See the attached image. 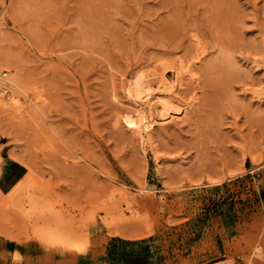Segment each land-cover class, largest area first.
I'll list each match as a JSON object with an SVG mask.
<instances>
[{"label":"rangeland","instance_id":"1","mask_svg":"<svg viewBox=\"0 0 264 264\" xmlns=\"http://www.w3.org/2000/svg\"><path fill=\"white\" fill-rule=\"evenodd\" d=\"M3 8L5 51L19 58L12 71L41 109L0 104L5 245L24 264H246L241 228L264 207V0H0ZM186 63L194 77L176 106L188 102L187 113L160 120L145 147L119 116L135 108L127 83L163 70L171 78ZM28 175L89 237L87 256L34 249V227L9 202ZM142 185L156 203L138 198Z\"/></svg>","mask_w":264,"mask_h":264},{"label":"bare ground","instance_id":"2","mask_svg":"<svg viewBox=\"0 0 264 264\" xmlns=\"http://www.w3.org/2000/svg\"><path fill=\"white\" fill-rule=\"evenodd\" d=\"M5 13L7 11L5 12V8H3L0 11V104L20 107L25 102H30L38 109L40 107L37 106V102L32 98L33 96H30V92L21 81L22 79L16 77L12 71L13 68L11 67H14L12 63H16L19 58L14 62L15 58L9 56L5 51L7 39L3 32L10 20L7 19ZM187 64H184L180 69L178 67L171 78L167 77L168 72L166 73V70L159 69L162 71L160 74H152V76L157 77L156 80L143 77L135 82H125L127 86L124 85V87L128 88L127 93H129L132 99L130 100L133 101L135 108L125 109L119 116L128 128L140 135L145 147H147L146 143L150 144L153 141V138L151 139L153 137L152 133L160 120H165L174 114L182 116V114L187 113L188 102H183L181 107L176 106V103L183 100L182 91L186 85L185 83H187L186 81H188V76L192 75L193 64ZM257 67L264 69V59L261 63H257ZM258 92V96L264 95L263 90ZM39 110L41 111V109L37 111ZM6 159L0 151V171ZM149 191H151L149 187L142 185L138 198L146 199V204L150 205L156 203V198ZM124 192L127 195L130 193L127 189ZM1 193L3 192L0 189ZM46 194L47 190L43 189L37 179L31 175L24 177L9 191L10 204L15 209L21 210L26 220L34 227L36 237V242L33 243L34 249L47 255H56L59 258L69 256L70 259H73L78 258V256L80 258L87 256L90 253L89 237H80L81 234L77 229L66 224L62 215L46 204ZM128 207L131 213L136 211L131 205ZM242 227L241 229L244 232H242L238 248L247 252L245 263L264 264V207L257 214L252 215L249 221L246 220ZM236 230H239V228ZM12 260L18 264H24L22 251L20 249L15 250L9 245L6 246L0 237V264H9Z\"/></svg>","mask_w":264,"mask_h":264},{"label":"crops","instance_id":"3","mask_svg":"<svg viewBox=\"0 0 264 264\" xmlns=\"http://www.w3.org/2000/svg\"><path fill=\"white\" fill-rule=\"evenodd\" d=\"M2 150H4V147H3V149Z\"/></svg>","mask_w":264,"mask_h":264}]
</instances>
